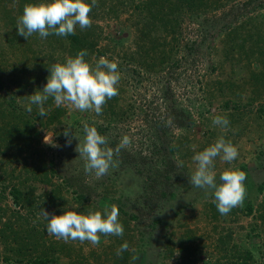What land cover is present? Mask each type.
<instances>
[{
    "label": "rangeland",
    "instance_id": "rangeland-1",
    "mask_svg": "<svg viewBox=\"0 0 264 264\" xmlns=\"http://www.w3.org/2000/svg\"><path fill=\"white\" fill-rule=\"evenodd\" d=\"M35 2L0 0V126L10 120L5 106L12 94L16 115L27 112L22 105L46 85L51 65L78 53L68 36L18 35L17 18ZM169 3L97 0L91 27H76L87 62L117 63L119 94L101 115L57 107L51 97L46 116L32 106L36 132L29 129L23 140L14 135L15 147L0 156V264L38 255L48 264H264V0ZM217 115L230 121L227 130L213 125ZM82 121L114 149L124 135L131 138L114 156L118 166L99 179L84 171L78 140L66 145L63 135L71 124L70 133L82 139ZM46 132L56 147L43 142ZM220 136L239 155L231 164L215 159L217 182L226 168L247 174L246 198L227 215L218 212L211 190L194 187L189 177L195 152ZM164 167L169 180L158 175L155 192L149 178ZM168 182L176 188L172 195ZM14 186L24 193L21 206L13 202ZM110 205L118 207L124 233L101 236L98 246L49 235L38 216L41 209L50 217L65 209L103 214ZM126 215L137 219L125 223ZM125 242L128 250L117 256ZM7 253L15 255L11 261Z\"/></svg>",
    "mask_w": 264,
    "mask_h": 264
},
{
    "label": "clouds",
    "instance_id": "clouds-1",
    "mask_svg": "<svg viewBox=\"0 0 264 264\" xmlns=\"http://www.w3.org/2000/svg\"><path fill=\"white\" fill-rule=\"evenodd\" d=\"M97 0H39L27 3L22 14L16 20L18 35L28 40L34 33L41 39L49 35L66 37L76 34V27L81 30L91 27L90 13ZM87 50H80L76 56H69L65 62L54 63L49 68L50 75L41 91L27 96L28 103L22 105L29 113L33 105L38 108V115L46 116L48 109L45 102L51 97L57 107H67L79 112H94L101 115L103 106L108 100L119 94L117 85L120 81L118 65L107 57H100L94 65L84 58ZM213 125L227 130L230 121L226 116L217 115L213 118ZM63 135L67 138L66 145H70L72 138L78 140L75 151L85 161L84 171L94 173L96 178L107 175L110 168L118 166L114 156H118L121 149L131 144V138L124 135L114 148L109 146L108 137L101 135L97 128L82 121L84 136L81 139L74 133L71 124H66ZM53 135L46 132L43 142L56 147ZM238 149L220 136L204 150L195 152L192 160L195 170L191 173L190 183L200 189L211 190L214 196L213 203L221 215H227L233 208L241 206L246 198L244 181L247 174L236 168H226L216 180L214 161L219 157L223 162L231 164L238 157ZM46 224L49 235L65 242L88 241L98 246L101 236H123L124 228L119 222V209L116 205L106 206L103 214L99 210L89 209L87 214H80L73 210H66L62 215H49L41 209L38 214ZM128 250L127 242L117 249V256ZM178 254V253H177ZM133 256L132 259H138Z\"/></svg>",
    "mask_w": 264,
    "mask_h": 264
},
{
    "label": "trees",
    "instance_id": "trees-1",
    "mask_svg": "<svg viewBox=\"0 0 264 264\" xmlns=\"http://www.w3.org/2000/svg\"><path fill=\"white\" fill-rule=\"evenodd\" d=\"M166 3H169L170 0H165ZM170 6V9L172 8L171 4H168ZM160 13V10H159ZM162 15H163V9L161 11ZM68 37L73 41L72 43V49L74 52H79L80 50H86V48H84L83 46L80 48L79 46H77V44L75 42H81V40L78 38L77 35H68ZM93 47V45H92ZM14 96L12 94L11 96V101L10 103L7 105L8 107L6 108L5 106V112L9 113L7 114L8 116H10V120L8 121V123H6L3 126H0V156H6L5 152H9V150L13 147H15V143H14V135L17 136L20 135L19 138H21L24 134L29 133V129H32L33 132H36V128L34 126L35 121L37 119V115L36 112L35 113H29V112H25V113H19L16 115V109H14ZM11 108H13L12 110H10ZM13 118L16 121V124H12L13 122ZM23 123L24 127L23 128H19V124ZM25 138H21L20 140H23ZM166 168V167H164ZM51 172H54L53 170H51ZM169 171L168 169H164V170H156V172L154 173V179L153 178H149L150 182L152 183V189L157 192L155 189L158 188V185L161 183V180L158 178V175L163 176V178H167L169 180ZM181 177V176H180ZM43 180H47L46 175L44 174V178ZM175 182V181H174ZM67 183V182H65ZM169 184H167L166 188L167 191L169 192H173L171 193V195L173 193H175L176 188L174 187V184L172 182H168ZM183 186V183H182ZM158 194V193H157ZM159 194H161L159 192ZM11 195H12V199L13 202L17 205V206H21V203H23L22 198H23V191L20 188L17 187H12L11 189ZM170 195V196H171ZM80 200H85V196L83 194L79 195ZM151 201H154L153 198L150 199ZM251 211V210H250ZM125 214V213H124ZM123 214V215H124ZM125 216V215H124ZM127 218L125 220V223L127 222L128 219L133 220V219H137L136 216H130V215H126ZM32 230V229H31ZM35 234V230L32 231V233L29 236L30 239V244H31V240L34 238ZM28 239V238H27ZM18 250H22L21 248H19ZM32 250H37V248H34ZM13 256L15 255H10V254H6V257H4L5 260L7 261H11ZM20 263L24 264L26 262V264H48L49 260L43 258L42 256L38 255L36 257L31 256L29 259H27V261H24L23 259L19 260Z\"/></svg>",
    "mask_w": 264,
    "mask_h": 264
}]
</instances>
